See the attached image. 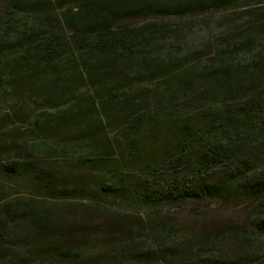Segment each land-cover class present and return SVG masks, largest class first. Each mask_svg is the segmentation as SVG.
I'll return each mask as SVG.
<instances>
[{
  "label": "trees",
  "instance_id": "1",
  "mask_svg": "<svg viewBox=\"0 0 264 264\" xmlns=\"http://www.w3.org/2000/svg\"><path fill=\"white\" fill-rule=\"evenodd\" d=\"M71 199L148 222L63 241ZM202 203L245 222L159 210ZM0 264H264V0H0Z\"/></svg>",
  "mask_w": 264,
  "mask_h": 264
},
{
  "label": "rangeland",
  "instance_id": "2",
  "mask_svg": "<svg viewBox=\"0 0 264 264\" xmlns=\"http://www.w3.org/2000/svg\"><path fill=\"white\" fill-rule=\"evenodd\" d=\"M87 172H81L77 176L79 181L89 180ZM91 178V177H90ZM24 193H26L24 191ZM49 201V200H47ZM54 202H45V205L52 211L53 217L63 224L60 229L63 241H95L89 233L94 231L105 230L97 237V241H119L115 235H120L125 231V228L134 226L135 224L147 223L148 217L143 209L136 207L134 209L127 207L124 209L123 218L117 220L109 214L104 213L106 210L100 206H94L89 200L71 199L67 202H60L51 206ZM203 205L205 209L198 215H191L188 207L181 208L176 206H161L159 210L168 215L170 218L186 219L196 217L199 220H219L226 223L238 224L245 222V209L242 205H221L214 203L212 205ZM207 205V206H206ZM108 212V211H106ZM195 218L193 219V221ZM52 226L53 223H50ZM53 228V227H52ZM49 230V229H47ZM51 230V229H50ZM49 230V231H50ZM50 233V232H48ZM50 234L46 236H38L30 227L24 226V241H50Z\"/></svg>",
  "mask_w": 264,
  "mask_h": 264
}]
</instances>
